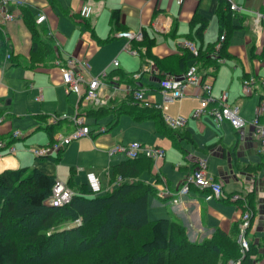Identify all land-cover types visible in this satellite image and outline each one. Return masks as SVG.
I'll return each mask as SVG.
<instances>
[{
  "label": "crops",
  "instance_id": "crops-1",
  "mask_svg": "<svg viewBox=\"0 0 264 264\" xmlns=\"http://www.w3.org/2000/svg\"><path fill=\"white\" fill-rule=\"evenodd\" d=\"M83 1L86 0H26L24 8L35 17L38 12L43 11L46 14L43 23L52 32L53 42L55 39L59 42L58 47H54L58 58H86L91 75L104 68L112 76L117 71L134 73L142 69V60L146 55L141 58L126 51V39L117 36V31L143 30L146 38L137 44L140 53L146 52V58H152L162 70L176 73H181L177 59L183 53L182 41L192 37L197 47L204 49L218 37L216 9L222 2L220 0H183L181 4L175 0H89L92 14L87 19L80 18L78 14ZM233 1L242 9L232 11L230 22L236 27L225 40L224 62L220 63L216 71L220 66L227 65L226 61L232 65L220 68V73L223 74L219 73L218 79L214 77L211 87L214 97H218L226 90L223 87H227V101L230 104H236L235 101L240 96H252L253 93L240 94L245 77L264 78V22L256 16V12L264 14V0ZM116 8L120 10L117 29L111 27L110 19L111 10ZM15 13L16 17L10 21L2 22L0 19L7 52L11 53V58L3 70L1 62L4 57L0 61V116L3 117L0 122V140L13 148L12 152H7L5 148L2 150L0 172L36 165L64 183L71 172L74 185L85 184L87 187L86 173L93 171L100 181L102 192H106L115 186V183L109 182L112 166L127 159L121 153L109 155V146L132 141L159 146L164 149L163 156L152 161L151 167L142 169L137 176L154 186L156 191V194L151 193L147 197L148 218L178 220L185 228L187 239L196 242L210 238L217 229L228 234L233 229L237 231V204L229 200L205 199L204 192L195 187H191L175 202L160 192L164 189V183L173 190L195 168L198 160L205 158L207 174L222 183L225 193H247L252 189L248 194L254 204L251 241L258 246L259 253H264V245L260 244L264 238V154L256 152V141L250 135L249 125L237 130L227 121L216 124L207 114H202V117L200 115L199 119L185 118L182 130L173 132L175 144L169 136L156 129L152 119L134 120L123 113L119 115L114 126L98 132L101 126L107 128L113 115L108 113L96 119L85 116L89 135L68 142L57 163L49 160L38 161L30 148L48 143L49 138L44 129L50 121L47 115L57 114L59 118H65L61 119L54 131L53 137L57 141L74 129L75 125L70 117L78 111L81 112L86 104L85 101L79 103L76 95L65 91L54 64L55 60L47 62L46 65L29 67L31 35L23 21L21 10H16ZM193 15L207 20L201 39L194 35V29L190 26L189 21ZM114 59L118 62L117 66L111 63ZM192 61L188 59L185 63L189 65ZM18 65L22 69L17 70L15 67ZM143 68L147 69L146 72L141 75L134 74L131 78L133 81L122 80L114 84L113 81L104 79L106 85L100 88V95L110 93L106 101L108 102L110 97L131 96L132 89L144 87L149 101L162 104L163 99L158 90L160 76L156 73L155 65L143 64ZM214 80L218 86L213 85ZM115 85L119 87L115 89ZM200 93L198 88L188 87L184 96L165 104L162 113L172 117L190 115L199 104ZM189 98L195 101L185 107ZM258 102L257 94V104ZM90 104L99 106L91 102ZM124 114L131 119L122 117ZM107 116L109 118L102 123L101 120ZM16 127L23 130L22 137ZM16 130L19 135L13 137L12 133ZM28 136L30 137L26 143H18L17 146L10 144L13 141L8 142L11 138L24 140ZM54 152L50 155H56Z\"/></svg>",
  "mask_w": 264,
  "mask_h": 264
},
{
  "label": "trees",
  "instance_id": "trees-1",
  "mask_svg": "<svg viewBox=\"0 0 264 264\" xmlns=\"http://www.w3.org/2000/svg\"><path fill=\"white\" fill-rule=\"evenodd\" d=\"M220 1L222 2L216 9L219 25L217 39L204 49L198 47L197 55L182 46L183 53L177 59L181 73L188 67L185 61L192 59L201 73V79L211 77L213 81L220 65L217 58L225 55V40L236 27L230 22L232 10L225 0ZM24 7H20L21 16L31 35L29 67L46 65L47 62L58 58L53 37L47 34L45 24L36 23L35 16ZM119 16L118 8L111 10V27H119ZM189 23L194 29V35L201 39L207 27V20L202 16L193 15ZM222 33L224 39L220 46L215 48V43ZM145 38V32L142 30V38L131 41V48L137 49L141 58L147 54H141L137 44L142 43ZM188 40L195 42L192 37ZM6 52L7 46L0 29V61ZM146 56L139 71H117L113 76L107 73L105 80H111L114 84L122 80H132L134 74L141 75L146 72L143 64L155 65L160 78L166 74H181L162 70L152 58L147 57V62ZM258 81H262L258 89L259 102H264V78ZM86 105L77 113L95 119L108 113L113 115L105 131L114 126L119 115L123 113L130 115L134 120L152 119L156 129L169 136L175 144L173 132H180L183 127L170 128L163 120L160 107L152 102L143 104L130 95L110 97L106 104L99 106ZM47 117L50 119L51 115ZM61 119L65 120L58 117L55 121L50 119L44 127L49 138L45 145L55 142L53 134ZM14 140L11 138L8 142ZM65 145L56 151L55 156L35 157L38 161L49 160L57 163ZM152 163L146 156L127 158L115 163L109 178V182L115 183V186L99 194L90 193L85 184L74 185L70 172L65 184L74 193L67 203L58 206L46 202L56 182L53 174L42 171L36 165L1 171L0 264H226L237 259L238 230L233 229L228 234L217 229L210 238L190 242L184 226L178 220L148 218L147 197L151 193L156 194V191L154 186L138 179L137 176L142 169L150 168ZM250 192L252 189L247 192L246 200L254 214V204L248 197ZM235 203L240 211V200ZM76 219L80 222H75ZM262 239L260 244L264 245V238ZM257 249L258 246L250 241V247L241 259V264L264 261V253H259Z\"/></svg>",
  "mask_w": 264,
  "mask_h": 264
},
{
  "label": "built area",
  "instance_id": "built-area-1",
  "mask_svg": "<svg viewBox=\"0 0 264 264\" xmlns=\"http://www.w3.org/2000/svg\"><path fill=\"white\" fill-rule=\"evenodd\" d=\"M178 4H181L183 0H175ZM228 7L232 11H240L242 7L235 3L233 0H225ZM21 6L26 7V0H0V19L2 22L10 21L16 17V10H20ZM79 17L87 19L92 14V6L89 0L83 1L78 9ZM256 16L259 20L264 22V14L256 12ZM46 20V14L40 11L36 14V23H43ZM47 34L53 37L52 32L48 29ZM117 36L124 37L126 43L124 49L132 54L138 55L136 49L131 48V40H140L142 38V30L117 31ZM224 39V34H220L218 41L215 43V48L220 46L221 41ZM59 42L54 40V47L57 48ZM182 46L186 47L193 55H197L198 47L195 42L185 39L182 42ZM11 58V53L6 52L1 62L2 70L6 67L7 61ZM219 63L224 62L223 57H218ZM112 65L117 66L118 62L114 59ZM55 67L60 74L62 85L66 92L76 95L78 101L91 102L97 105L106 103L110 93L106 95H100L99 90L106 85L105 77L107 75L106 69H103L97 76L91 75L88 69V62L86 58L66 57L65 60L57 58L54 61ZM262 81H258L254 76L245 77L242 80V93L243 95H250L255 91H258ZM158 90L162 96V104H154L157 107L165 108V104L171 103L176 99L185 95L188 87L198 88L201 93L199 96V106L192 113L191 117L197 118L202 114L210 115L216 124L228 122L234 129H242L245 126H250V135L256 141V152L258 154H264V102L261 101L255 109L254 117L251 121H246L239 114V107L236 104H230L228 99V92L222 91L218 97H214L211 93L212 79L206 77L201 79V73L197 70L195 61L190 63L186 70L181 74H166L159 79ZM119 85H115L114 88H118ZM131 96L134 100H138L143 104H148V96H146V89L144 87H138L131 90ZM39 98V97H37ZM59 118V115H51V120L55 121ZM3 117L0 116V122ZM70 120L74 123V129L68 134L62 136L51 145L34 146L30 150L34 156L50 155L52 152H56L63 145L67 144L73 139H77L82 136L90 134L88 126L85 124V116L76 113L70 117ZM163 120L170 128H179L184 126L186 119L182 116L172 117L163 113ZM105 131V127L101 126L98 132ZM19 131H13L12 136L18 137ZM6 149L7 152H12L13 148L0 140V156L2 150ZM109 155L116 153L123 154L126 158H135L139 156H146L152 161H156L164 154V149L159 146L148 145L139 141H132L127 144L114 143L108 147ZM207 162L205 158H200L195 168L186 174L181 183L177 185L173 190L168 188L164 183V189L160 192L163 196H169L175 202L179 196L184 195L189 191L191 187H195L204 192L205 199H227L235 202L240 200L241 209L238 213V233L236 236V242L239 247V257L235 260H230L229 264H241V259L245 256V253L250 247L251 233L254 228V214L248 207L247 193L233 192L225 193L222 187V183L219 180L214 179L207 174ZM120 179L119 177L117 178ZM87 187L92 194H99L102 191L100 181L97 175L93 171L86 173ZM162 182H165L162 180ZM74 191L69 188L64 182L56 180L52 186L51 193L47 197L46 202L50 205H62L67 203L72 197ZM79 223V219H76ZM255 264H264L262 261H257Z\"/></svg>",
  "mask_w": 264,
  "mask_h": 264
},
{
  "label": "rangeland",
  "instance_id": "rangeland-1",
  "mask_svg": "<svg viewBox=\"0 0 264 264\" xmlns=\"http://www.w3.org/2000/svg\"><path fill=\"white\" fill-rule=\"evenodd\" d=\"M183 42V41H182ZM227 62V65H222V66H220V68H222V67H225V66H231L232 64L230 63V62H228V61H226ZM15 68H17V70H20V69H22L21 68V66L20 65H18V66H16ZM218 69V71H216V77H217V79H218V76H219V73H220V70L221 69ZM14 69V68H13ZM104 69H106V68H104ZM103 70V69H102ZM101 70V71H102ZM100 71V72H101ZM99 72V73H100ZM99 73H97V74H95V76H97ZM221 75L223 74V72H221L220 73ZM215 80H216V78H215ZM214 80V82H213V85H215V86H218V84H217V81H215ZM223 89H226L225 91H227V87H223ZM228 92V91H227ZM240 94L241 95H243V93H242V90L240 91ZM257 94H258V91H255L253 94H252V96H250V97H243V96H240V97H238L237 98V100L235 101L236 102V105L239 107V114H240V116H242V118H244L246 121H251L252 120V118L254 117V114H255V109H256V104H257ZM36 98V97H35ZM186 99V98H185ZM177 101V100H176ZM194 102L195 101V99H188L187 101H186V103H185V107H188L189 106V104L191 103V102ZM88 104H90V102H88ZM197 104H198V101H197ZM198 106H199V104L197 105V107L196 108H198ZM196 108H194L192 111H191V113L196 109ZM191 113H190V115H182V117H184V118H188V119H191V118H193V117H191ZM204 115V114H203ZM16 116V115H15ZM122 117H125V119H131L128 115H123ZM201 117H202V115H201ZM109 117L107 116V117H105V118H103L102 120H101V122L102 123H104L107 119H108ZM200 117H198V118H193V119H199ZM89 122H90V119H87ZM119 122H120V120H119ZM215 124V123H214ZM215 126H218V125H216L215 124ZM16 128H18L19 130H20V137H22L23 135H24V133H23V130L21 129V127H16ZM33 134V133H32ZM67 134V133H66ZM66 134H64V135H66ZM30 136H28L26 139H24V140H15V141H13L12 143H10L11 145H16L17 146V144L18 143H26V141L28 140V138H29ZM76 139H73V140H71L70 142H73V141H75ZM145 144H147V143H145ZM149 145V144H148ZM65 147V146H64ZM63 147V148H64ZM55 154H56V152H54ZM53 156H55V155H53ZM256 156V155H255ZM257 159H258V156H257ZM256 159V160H257ZM210 176V175H209ZM259 177H261V174L259 175ZM102 192V191H101ZM100 192V193H101ZM183 251V250H182ZM183 252H185V251H183ZM73 264H75V263H73Z\"/></svg>",
  "mask_w": 264,
  "mask_h": 264
}]
</instances>
